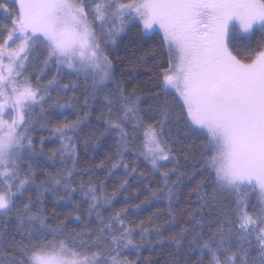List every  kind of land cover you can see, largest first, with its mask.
<instances>
[{"label":"snow or ice","instance_id":"1","mask_svg":"<svg viewBox=\"0 0 264 264\" xmlns=\"http://www.w3.org/2000/svg\"><path fill=\"white\" fill-rule=\"evenodd\" d=\"M0 264H264V0H0Z\"/></svg>","mask_w":264,"mask_h":264},{"label":"trees","instance_id":"2","mask_svg":"<svg viewBox=\"0 0 264 264\" xmlns=\"http://www.w3.org/2000/svg\"><path fill=\"white\" fill-rule=\"evenodd\" d=\"M132 39V36L131 34H129L128 36H125L124 37V40H123V43L120 47V55L121 56H124V55H127L128 57V60H132V61H136L137 57L141 56L142 53L141 52H138L136 51L135 47L132 45V44H129V40ZM124 44H128V48H129V51L126 53L125 50H124V47L123 45ZM135 52V56L132 55V53ZM150 59V58H149ZM124 70L127 72V73H130V74H135V76H138L141 80H146L148 78V74H149V69L148 68H145V67H141L139 66L138 64L136 63H128L127 60L124 61ZM59 142L57 141L55 144H49L46 148H45V151L47 152L50 148H59ZM37 147L39 148V145H37ZM80 153H81V156H83V147L81 146L80 149H79ZM89 151L91 152L92 156L95 157L96 156V152L89 149ZM95 161H92V160H89V161H84L82 159L81 161V164L82 166H88L89 164L91 163H94ZM84 179H87V175H85ZM109 184H111V181H109ZM111 187H109V192H111ZM120 200L123 199V197H119ZM121 205L120 204H117V208H119ZM155 209H153L154 211ZM149 213L145 212V213H142L140 217L136 218V219H145L147 216H148ZM148 253L145 252V255H147ZM130 258H134V257H130Z\"/></svg>","mask_w":264,"mask_h":264}]
</instances>
